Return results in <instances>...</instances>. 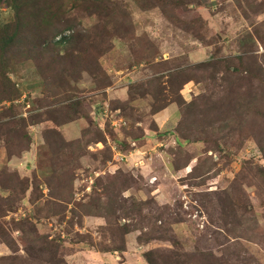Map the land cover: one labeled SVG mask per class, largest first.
<instances>
[{
    "label": "rangeland",
    "instance_id": "obj_1",
    "mask_svg": "<svg viewBox=\"0 0 264 264\" xmlns=\"http://www.w3.org/2000/svg\"><path fill=\"white\" fill-rule=\"evenodd\" d=\"M77 1L66 0L78 30L111 33L75 48L78 62L66 64L72 70L90 54V74L73 86L111 151L97 142L71 151L53 139L49 147L46 123L29 126V138L20 122L2 124L0 264H148L147 253L154 264H264V0H115L130 29L88 18ZM13 16L0 4V23ZM247 51L256 65L232 63ZM218 60L227 63L215 80L196 68ZM58 73V81L69 76ZM10 76L21 96L17 114L27 119L46 99L43 79L32 62ZM159 103L176 109L164 122L158 115L164 127L149 133L161 146L134 143L153 128ZM181 116V137L160 138ZM80 121L75 139L65 133L74 123L60 127L67 141L80 139L88 126ZM175 151L191 162L188 171L174 170Z\"/></svg>",
    "mask_w": 264,
    "mask_h": 264
},
{
    "label": "trees",
    "instance_id": "obj_2",
    "mask_svg": "<svg viewBox=\"0 0 264 264\" xmlns=\"http://www.w3.org/2000/svg\"><path fill=\"white\" fill-rule=\"evenodd\" d=\"M76 3L79 4L80 7H84L83 14L87 15L88 18H98L100 23L105 24V26H112L115 24L118 25L119 28L125 25L129 29L132 27L133 23L129 21L130 17L126 15L125 9L119 1L79 0ZM172 3L179 4L181 0H167L166 4L171 5ZM0 4H6V8L12 10L14 13L12 21L0 23V105H3L4 102L11 103L9 107L2 106L3 108L0 111V127H2V124L9 125L14 122H20L25 129L23 135L27 136V128L35 125L33 123H46L50 125L44 133L45 142L49 147H52V142L55 140L61 143L62 147L71 151H75L79 149V147H82L84 151L87 152V148L92 142L103 144L105 145L104 149H107L108 134H106L100 122L97 125L98 127L95 125V112L92 113V115L87 112L85 108L86 100L76 94V88L73 86L74 83L79 84L84 74H90L89 70H86L84 65L86 62L84 60L90 54L84 53L81 56V66L74 65L72 70H69L66 64L69 62H73V64L78 62L76 61L78 57L75 55V48L79 49L82 45H88L92 42L104 41L105 43L104 39L110 37L111 33L104 31L101 35L99 33L92 35L90 33L92 31L88 29L84 33L82 30H78L81 22L70 17L73 12L68 9L66 0H0ZM100 23L98 25H100ZM67 31L70 33L69 36L66 35ZM95 50L93 57L101 55L97 54L100 48ZM250 57L247 51L237 57L234 56V61H232V63L238 61L240 62L239 64L242 65L245 61H251L256 65L257 60ZM25 62H32L34 64V68L37 74L43 79L46 88V99L37 100L35 102L34 108L30 111L32 114L27 119L17 114L15 102L21 96L19 95L20 97H18L15 83L10 76L12 74V68L14 69L15 65L17 66ZM221 63H227V61L218 60L204 62L197 65L196 68L206 73L209 79L215 80V75ZM93 64L95 65L94 61ZM225 67L229 69L227 65H225ZM238 67L236 69H239ZM98 68L99 65L96 62V72L98 76L101 77V69L99 68L98 70ZM59 70L68 73L69 76L66 75V78L60 76L59 81L56 80V77L61 75L58 73ZM94 77L96 79L97 75L95 74ZM194 77L195 76L192 74L189 79L186 80L185 84L192 81ZM106 80L107 79L104 81ZM52 99L56 100L55 104L50 102ZM175 102L178 103V101H173L172 103ZM178 104L181 105V107L179 108L178 106V108L180 115H182L181 108L184 106L185 102L183 103L180 96ZM42 106H44L46 110H42ZM169 106L170 104L161 105L160 103L152 105L150 116L154 119L155 116L164 112ZM55 109L61 110L63 113L57 115ZM124 116L126 117V115ZM81 119H85L88 128L86 127L82 130L80 139L67 141L61 133L60 127L79 122ZM152 123L154 125L152 129H143L141 135L132 138L134 143H140L149 137V133L158 131L156 121L153 120ZM180 124H182V116L175 130L172 132H165L164 134L159 133L161 134L160 138L163 139L166 135H173L176 138H180ZM29 137L30 135L27 136V138ZM117 146L119 147L120 145ZM126 147L128 148L130 146L127 145ZM29 148L30 142L26 151H29ZM119 151L121 150L119 149ZM174 157V170L176 169L178 172L181 170L186 171L191 167V162L185 160V158L179 153H176V151L174 152ZM193 172L194 169L188 174L193 176ZM117 203L116 201L114 206H116ZM56 205L57 204H55V206ZM113 208L116 209V207ZM54 214V216H61L59 213ZM151 254L152 253H147L144 255L148 264H154Z\"/></svg>",
    "mask_w": 264,
    "mask_h": 264
},
{
    "label": "crops",
    "instance_id": "obj_3",
    "mask_svg": "<svg viewBox=\"0 0 264 264\" xmlns=\"http://www.w3.org/2000/svg\"><path fill=\"white\" fill-rule=\"evenodd\" d=\"M171 107V106H170ZM168 108L167 110H165L164 112H162L161 114H159V115H161L160 117V119L164 122V121H166V119H168V117H170V115H172L171 113L173 112L174 113V110H176L175 109V107L173 108ZM156 121V123H157V125L160 127V130L161 129H163V124H161L160 125V122H159V118H158V115H157V120H155ZM83 126H84V123H81V121H79V122H76V123H74V124H71V125H69V126H66L65 127V133H66V135H67V138H69V139H75V138H78L79 137V135H80V132H81V129L83 128ZM149 138L151 139L150 140V143L151 144H153V143H156L157 144V146H161V142H159V140H157L156 139V137H154V135H150L149 134V137L146 139L147 141L149 140ZM137 144V143H136ZM35 145H36V143H35ZM33 146V149H32V151H31V153H33V155H34V152L37 154V145L36 146ZM143 145H141V147H138L136 150H135V153H142L143 152V147H142ZM154 146V145H153ZM31 153H28L27 155H30ZM130 157H132V158H134V157H138V156H134V154H131V156ZM137 159V158H136ZM22 165V164H21ZM29 164H26L25 165V167H29L28 166ZM22 167H24V165H22Z\"/></svg>",
    "mask_w": 264,
    "mask_h": 264
}]
</instances>
